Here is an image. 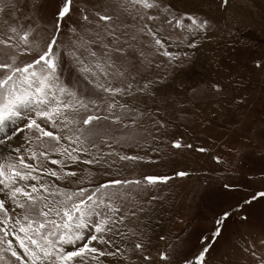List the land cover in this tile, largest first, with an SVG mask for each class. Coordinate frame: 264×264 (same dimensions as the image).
<instances>
[{"label": "rangeland", "instance_id": "rangeland-1", "mask_svg": "<svg viewBox=\"0 0 264 264\" xmlns=\"http://www.w3.org/2000/svg\"><path fill=\"white\" fill-rule=\"evenodd\" d=\"M109 2L75 0V8L99 10ZM159 2L161 7H170L175 16L183 18L186 25L190 21L185 14L209 21L207 31L194 35L187 29L164 26L162 36L169 41L166 48L181 57L187 52L190 59L169 61L168 57L145 46L147 60L144 63L125 64L128 79L124 83H132L131 93L115 97L119 103L127 102L129 107L138 110L134 114L137 125L124 128L102 119L85 130L81 137L85 140L83 144L61 141L69 151L77 149L74 154L81 161H100L91 165L73 164L67 157L52 152L54 142L45 138L43 143L49 147L46 168L60 171L61 166L51 164L50 160H64V170L76 171L85 182L56 180L44 172L38 175L45 184L68 192L78 187H87L91 192L97 185L113 179L143 181L145 176L171 177L167 183L130 184L107 190L109 202L117 209L108 214L114 223L121 217L124 219L115 223L111 233H106L112 244L93 243V246L105 252H116L119 248V253L89 260L86 264H185L204 248L206 242L201 239L204 236L209 237L207 243L212 244L205 264H257L258 258L264 256V199L236 209L244 200L264 191V67H256L257 61L264 64V0H230L226 6H221L220 0ZM6 3L7 0H0V8ZM13 3L18 11L0 12V21H3L0 38L6 39L11 34L8 29L13 26L22 32L20 25L24 28L31 25L35 28L31 38L34 45L45 47L53 34L54 14L60 0H13ZM79 15L75 10L71 18L63 22L58 51L66 52L75 41L71 28L79 26ZM122 21L133 23L124 17ZM159 26V22L153 24L154 28ZM193 39L198 45L196 49L187 47V42ZM97 51L99 53L100 49ZM34 58V55H22L17 63H28ZM61 80L69 87H78L81 93L88 91L66 55ZM148 81L153 82L154 95L138 93L136 88ZM216 84L221 86L220 91L213 88ZM88 98L95 99V95L88 91ZM115 113L124 114L120 108L115 109ZM97 114L110 115L103 108ZM84 115L81 111L74 118L82 119ZM37 121L42 123L39 118ZM26 122L8 124V130L23 131H17L10 143L0 145V161L8 162L11 158L15 163L21 155L28 163L37 165L44 160L40 157L33 161L30 157L29 149L39 153L44 148L36 140L38 133L23 127ZM124 123L130 124L131 118H125ZM77 127L71 126L72 130H65L64 135L75 139L80 135ZM48 130L58 131L51 127ZM175 140L193 147L176 149L172 147ZM82 148H87V153L80 151ZM200 148L206 151L201 152ZM121 156L143 159L121 160ZM181 171L188 175L177 176ZM23 183L39 184L38 181ZM6 192H0V199L5 200L12 214L19 215L20 210ZM228 210H235L234 214L226 222L222 235L213 241L215 220ZM244 216L247 220L241 219ZM136 243L144 245L142 251L135 249ZM66 249L72 250L70 246ZM249 249L257 256L253 257ZM161 252L169 254L168 261L160 260ZM76 264L82 262L77 260Z\"/></svg>", "mask_w": 264, "mask_h": 264}, {"label": "snow or ice", "instance_id": "snow-or-ice-1", "mask_svg": "<svg viewBox=\"0 0 264 264\" xmlns=\"http://www.w3.org/2000/svg\"><path fill=\"white\" fill-rule=\"evenodd\" d=\"M220 3L221 6H226L230 0H220ZM7 9L19 10L13 0H7L5 6L0 8V12ZM75 10L80 14L79 26L74 25L71 28L75 41L66 52L58 51L62 24L71 18ZM153 11L155 14H152ZM54 15L53 34L43 48L38 43L34 45L31 38L34 36L35 28L31 25L27 28L20 25L22 32L13 26L8 29L11 34L6 39L0 38V133L3 134L0 135V145L10 143L17 131H23L17 128L8 130L9 122L26 120L23 127L35 130L38 133L36 140L41 142L44 148L39 153L29 149L33 161L40 160V157L44 158L38 165L28 163L22 155L17 157L15 163L11 162V158L8 162L0 161V192L7 190L6 195L20 210L19 215L12 214L6 207L5 200L0 199L2 264H76L77 260L86 264L89 260H97L105 255L115 256L119 253V248L116 252H105L93 246V243L112 244V241L106 238V233H111L115 223L124 219L121 217L120 221L114 223L108 214L115 213L117 209L109 202L107 190L130 184L167 183L171 177L145 176L143 181L113 179L97 185L91 192L87 187H78L77 190L68 192L45 184L38 173L44 172L56 180H72L77 184H83L85 181L76 171H65L64 160H50L51 164L61 166L60 171L46 168L49 147L43 141L47 138L48 141L54 142L51 151L67 157L73 164H98L100 162L98 159L81 161L80 157L74 154L77 149L69 151L61 141L69 140L83 144L85 140L81 137L85 130L91 129L102 119L122 125L124 128L136 126L134 114L138 110L129 107L127 102L121 104L115 100L118 95L130 94L133 88L132 83H124L128 79L125 64L133 61L144 63L147 60L145 46L168 57L169 61L190 59L187 52L181 57L166 48L169 41L162 36L164 26L187 29L193 35L207 31L209 26L207 19H199L190 14H185L190 21L186 25L184 19L175 16L170 7H161L159 0H110L99 10L76 9L75 0H60ZM122 17L131 19L133 23L131 25L124 23ZM156 22H159V28L153 27ZM187 47L196 49L198 47L196 40L188 41ZM97 49H100L99 53ZM22 55H34L35 58L31 62L18 64L19 56ZM65 55L71 58L88 91L95 95V99L88 98V91L81 93L78 87H69L61 80ZM256 67H264V64L257 61ZM152 83L148 81L137 87L136 91L144 95H154L151 90ZM213 88L220 91L221 86L216 84ZM101 108L110 115L97 114ZM117 108L122 109L124 114H116ZM81 111L85 113L84 117L74 118ZM37 118L42 123H38ZM125 118H131V123L125 124ZM71 126H78L76 131L80 135L75 139L64 135L65 130H72ZM48 127L58 131L48 130ZM172 147L180 149L193 146L183 145L181 141L175 140ZM198 150L206 151L204 148ZM15 151L19 153L20 150ZM80 151L87 153V148ZM120 159L136 161L143 158L121 156ZM176 175L184 177L188 174L181 171ZM26 181H38L39 184L25 185L23 182ZM259 199H264V191H259L244 200L242 204L237 205L236 210ZM105 209L108 211L105 212ZM234 211H224L215 220L216 227L211 237L213 241L222 235L223 228ZM241 219L247 220V217ZM201 239L206 242L204 248L193 260H186L185 264H205L206 255L212 244L207 243L210 239L207 236ZM66 246H70L72 250H67ZM143 248L142 243L135 244L136 250L142 251ZM249 251L253 257L257 256L254 250ZM159 258L161 261H168L169 254L161 252ZM257 264H264V256L258 258Z\"/></svg>", "mask_w": 264, "mask_h": 264}, {"label": "bare ground", "instance_id": "bare-ground-1", "mask_svg": "<svg viewBox=\"0 0 264 264\" xmlns=\"http://www.w3.org/2000/svg\"><path fill=\"white\" fill-rule=\"evenodd\" d=\"M231 9H234V5H232L231 6ZM236 9H238V7L236 8ZM242 13V12H241ZM240 19L242 20V22H243V20H245V18H244V16L242 15V16H240Z\"/></svg>", "mask_w": 264, "mask_h": 264}]
</instances>
